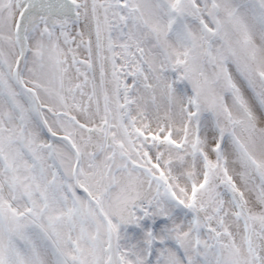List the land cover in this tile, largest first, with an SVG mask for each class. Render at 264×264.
<instances>
[{
  "label": "snow or ice",
  "instance_id": "snow-or-ice-1",
  "mask_svg": "<svg viewBox=\"0 0 264 264\" xmlns=\"http://www.w3.org/2000/svg\"><path fill=\"white\" fill-rule=\"evenodd\" d=\"M0 264H264V0H0Z\"/></svg>",
  "mask_w": 264,
  "mask_h": 264
}]
</instances>
